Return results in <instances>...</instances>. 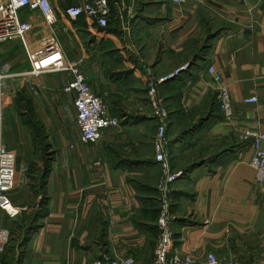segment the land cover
Masks as SVG:
<instances>
[{
  "label": "crops",
  "instance_id": "crops-1",
  "mask_svg": "<svg viewBox=\"0 0 264 264\" xmlns=\"http://www.w3.org/2000/svg\"><path fill=\"white\" fill-rule=\"evenodd\" d=\"M51 1L62 13L86 0ZM109 3L118 26L115 19L101 27L92 18L71 21L59 13L50 32L67 38V60L106 97L121 126L102 129L96 143L82 142L74 95L63 90L72 79L68 72L8 81L4 138L23 183L9 195L19 214L0 210V223L11 232V244L18 236L20 264H92L101 254L117 253L119 241L127 252L144 243L141 229H157L161 179L148 87L152 78L188 63L158 86L171 114L172 167L182 171L173 184L174 230L181 251L222 255L231 229L263 216L264 190L243 132L264 130V0ZM211 66L230 87V119L221 113ZM253 95L258 102L244 101ZM39 131H45L43 140ZM41 154L51 159L48 174L41 171ZM29 164L41 169L27 174Z\"/></svg>",
  "mask_w": 264,
  "mask_h": 264
},
{
  "label": "built area",
  "instance_id": "built-area-1",
  "mask_svg": "<svg viewBox=\"0 0 264 264\" xmlns=\"http://www.w3.org/2000/svg\"><path fill=\"white\" fill-rule=\"evenodd\" d=\"M181 5L196 0H170ZM61 14L71 21L82 16L92 18L101 27H106L111 15L109 0H86L68 6L62 13L51 0H0V43L19 40L25 50L27 67L18 72H4L0 67V210L15 217L19 209L14 206L10 193L20 187L23 180L18 178L17 155L9 149L4 138L5 101L11 89L5 85L8 77L31 79L49 72H68L72 79L63 88L65 93L74 95L77 122L84 143H96L102 129L121 126V119L109 112L108 101L103 95L96 94L76 63L69 62L62 44L52 34L53 27L59 22ZM188 63L182 68L188 67ZM179 68L178 70L182 69ZM177 70V71H178ZM212 74L214 90L222 115L230 119L233 115V98L228 84L217 73L214 66L208 70ZM172 75V74H171ZM170 76V75H169ZM168 77V76H167ZM167 77L154 79L149 83L148 98L152 105V116L157 120L155 161L162 171L160 191L169 194L158 208L156 227L159 238L156 243L154 260L151 264H242L238 259L220 255L214 251L206 253L183 252L177 245L174 230L176 217L172 213L174 205L172 184L181 176L172 168L171 139L168 127L171 114L158 94V86ZM14 91V90H13ZM247 103L259 101L256 95L245 98ZM243 137L252 142L253 156L251 165L256 172V182L264 190V130L247 128ZM11 240V232L0 223V255L4 254ZM92 264H143L132 255L101 254ZM258 264H264V260Z\"/></svg>",
  "mask_w": 264,
  "mask_h": 264
},
{
  "label": "rangeland",
  "instance_id": "rangeland-1",
  "mask_svg": "<svg viewBox=\"0 0 264 264\" xmlns=\"http://www.w3.org/2000/svg\"><path fill=\"white\" fill-rule=\"evenodd\" d=\"M113 13L114 11L111 10V15L109 17L108 25L110 24L111 21L115 19V16L113 15ZM114 23H116V26H118L117 25L119 23L118 18L115 19ZM56 33L58 37V38L56 37L57 40L64 46V42H66L67 38H63L59 30H57ZM0 67L2 71L4 72L10 71L12 73L21 71L27 67L25 50H24L22 43L19 40L6 41L3 43H0ZM11 79L12 77H8L7 79H5V85H7V82L11 81ZM158 94L161 95L160 92ZM161 97L163 98L162 95ZM5 103L7 104V100L5 101ZM164 103L166 102L164 101ZM4 126H5V122H4ZM44 134H45V131L38 132V135L39 137H42V140L44 139L43 137ZM170 139L172 141L171 137ZM43 152H44V149H43ZM171 156H172V152H171ZM42 158L45 160L44 155H42ZM171 163H172V159H171ZM17 166H18V169H20L19 163ZM26 168H27L26 169L27 174H30L32 172H35L41 169V168L40 169L37 168V165L35 164H29L26 166ZM50 170H51V159L47 158L45 162H43L41 171L44 172L43 174H48ZM176 171L182 172L179 170H176ZM160 176H162V171L160 172ZM160 181L161 179L159 180L157 184L158 208L162 205V202H163L162 200H164L166 197L169 196L167 192L164 193L160 191L159 189ZM42 183L43 181H40V182L38 181L37 184L38 186H40L42 185ZM173 184H172V190H173ZM39 206L40 205L38 204L36 207L37 210H40ZM262 211H263V216L260 217L259 221H257V224H252L248 226L246 225L245 227H240L239 229L230 230L231 232H229V236L226 239H224L221 243L222 250L220 253L223 256L236 258L242 264H258L259 262L264 260V205H263ZM172 213H173V207H172ZM26 219L27 221L31 219L30 214L28 217H26ZM141 230H143L147 234V236L145 237L144 243L136 245L134 248L131 249L132 250L131 252H127V251H124L125 247L121 245L120 241L119 243L115 242L117 243L116 245L118 248L116 251L117 252L116 254L122 255V256L132 255L133 257H135L138 261H140L143 264H151L154 260V256H155L154 253H155L156 243L159 238V232H158V229L156 228L149 229V228L143 227ZM16 237L13 238L12 240V245L10 246L7 252V258L5 256L0 255V264H20L21 263V260L16 257L17 251L14 248V247H17L16 241H15ZM101 248L105 249V246L102 245ZM206 252H209V251H206ZM16 259H18L19 261Z\"/></svg>",
  "mask_w": 264,
  "mask_h": 264
},
{
  "label": "trees",
  "instance_id": "trees-1",
  "mask_svg": "<svg viewBox=\"0 0 264 264\" xmlns=\"http://www.w3.org/2000/svg\"><path fill=\"white\" fill-rule=\"evenodd\" d=\"M27 239H28V235H25V237L23 238V240H22V242L19 244V246H24L25 245V243H26V241H27ZM12 244H11V242H10V244L7 246V248H6V251H5V253L4 254H2V256H5L6 258H7V252H8V250H9V248H10V246H11Z\"/></svg>",
  "mask_w": 264,
  "mask_h": 264
},
{
  "label": "water",
  "instance_id": "water-1",
  "mask_svg": "<svg viewBox=\"0 0 264 264\" xmlns=\"http://www.w3.org/2000/svg\"><path fill=\"white\" fill-rule=\"evenodd\" d=\"M188 67H189V65H188ZM188 67H186V68H182V69H180V70L174 72L172 75L168 76V77L165 79V81H168V80H170V79L176 77L178 74H180L181 72L185 71ZM165 81H164V82H165ZM181 176H182V175H181ZM181 176H180V177H181Z\"/></svg>",
  "mask_w": 264,
  "mask_h": 264
}]
</instances>
